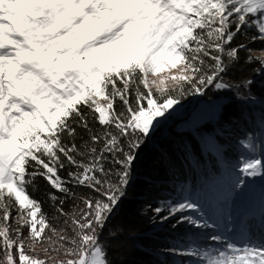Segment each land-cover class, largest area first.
I'll list each match as a JSON object with an SVG mask.
<instances>
[{
    "label": "snow or ice",
    "instance_id": "6c2138e0",
    "mask_svg": "<svg viewBox=\"0 0 264 264\" xmlns=\"http://www.w3.org/2000/svg\"><path fill=\"white\" fill-rule=\"evenodd\" d=\"M238 34L264 42V0H0V264H109L100 235L141 147L182 98L228 88L221 74L240 49L260 59L232 46ZM199 143L214 154V137ZM240 143L250 155L237 158L233 191L264 178V151ZM38 179L54 223L29 192ZM68 200L79 201L71 212ZM165 208L162 222L190 226L192 241L185 232L171 249L190 258L179 264H264V236L225 239L187 195L154 212ZM37 246L44 258L29 254Z\"/></svg>",
    "mask_w": 264,
    "mask_h": 264
},
{
    "label": "trees",
    "instance_id": "16d2710c",
    "mask_svg": "<svg viewBox=\"0 0 264 264\" xmlns=\"http://www.w3.org/2000/svg\"><path fill=\"white\" fill-rule=\"evenodd\" d=\"M250 35L251 33L248 34ZM248 36L238 34L232 46L246 44L247 48L253 49L250 55L256 58L253 52L260 50L261 44L249 42ZM238 56V61L232 62L228 70L221 74L223 82L229 87L222 90L209 87L196 103L195 109L202 104V101L204 103L219 101L220 108L214 120L204 119L195 131L193 128H178L182 121L177 122L163 132H157V135L147 140L139 150L133 164L126 196L114 209L100 235V242L107 249L109 264H171V261L165 262L160 256L154 254V250L166 246L163 239L168 232L158 231L154 219L145 212L159 207V202H168L170 192L175 194L187 183L191 185L197 183L200 180V173L207 176L210 173L208 167L211 173L217 177L220 176L215 157L201 151L199 143L201 137L205 135L214 137L221 147L225 160L231 163L234 160L237 161L240 149L230 146L233 144L237 146L235 144H239L240 140L249 138L252 140L258 130L262 131L264 126V77L262 74L264 71H261L259 59L246 63L249 56L246 49H240ZM225 62L228 63L226 57ZM248 81L251 83H247ZM198 96L187 95L180 103H190ZM184 146H188L191 153L187 159L183 151ZM61 175L66 176L63 171ZM36 185L37 190L33 191L30 188L29 192L41 203L42 211L49 217L50 222H53L51 218L54 215V209L50 206L48 199V186L43 179H38ZM149 186L159 187L163 190L162 195L146 193ZM85 194L86 190H76L77 197ZM75 203L79 201H66L63 205L65 212H71ZM27 234V229H24V235L27 236ZM174 237L171 238L174 239ZM29 254H38L40 258H44L41 247L35 249V253L30 251Z\"/></svg>",
    "mask_w": 264,
    "mask_h": 264
},
{
    "label": "rangeland",
    "instance_id": "374dc122",
    "mask_svg": "<svg viewBox=\"0 0 264 264\" xmlns=\"http://www.w3.org/2000/svg\"><path fill=\"white\" fill-rule=\"evenodd\" d=\"M253 43L261 44L259 49H264V42L256 41ZM260 50H255L253 55L259 57V60L261 61L264 60V55H261ZM262 76L264 77V73ZM194 102L195 101L193 100L190 103H180L179 105H176L172 116L159 126L156 131L152 133L151 137L156 136L157 132L161 133L170 125L180 121L182 122L178 125V128H193L194 122H203L204 119L210 118L211 120L215 119L220 108L219 101L213 100L205 103L202 101V104L196 109V104H194ZM262 133L264 134V126L262 131L258 130L256 134L253 135L254 137L251 140L254 145L255 155H259L264 151V135ZM240 141L239 144H235L237 146H234L233 144V146L230 147L239 148V157L241 158L250 155L249 150L244 149ZM212 155L215 157L216 164L219 167V177L211 173V170L209 169L210 167H208V172L210 173L207 174V176L200 173V180L197 183L193 185L187 183L183 189H179L175 194L170 192L168 202H159L158 205L162 206L166 203L176 202L187 195L190 198L197 199L206 213L209 215L214 214L218 217L219 222L224 227L230 229V231L223 233L225 239H234L243 233L252 241L259 242V239L264 236V178H245V184L247 186L244 187L242 191H233L231 185L235 179V175L238 174L233 173V168H238L239 165L237 164V161L234 160V162L227 163L224 154L221 153V147L216 140L214 154ZM251 188H254L255 192L251 193ZM162 191L163 190H160L159 187L149 186L146 193L150 192L159 196L162 195ZM145 213L148 216L151 215L150 218L154 219V224L158 231L168 232L164 235V239L162 238L166 246L154 250V254L160 256L165 262L171 261V264H179L180 260L190 259L174 255L171 251V249L177 247L175 239L185 232L189 233L187 240L189 242L192 241L189 225L183 223L177 224L175 228L172 227L173 224H176L177 219H179V214L168 221L162 222L161 217L168 214L167 208H165L160 215H157L154 210ZM205 231L211 233L213 231L219 232L220 230L214 228ZM171 235L173 237L175 235L174 239L171 238ZM236 242L237 244L242 243L240 239H236ZM207 243L208 245H213L215 242L209 240ZM188 246L196 245L189 243ZM36 249H40V247H37Z\"/></svg>",
    "mask_w": 264,
    "mask_h": 264
},
{
    "label": "water",
    "instance_id": "95a60500",
    "mask_svg": "<svg viewBox=\"0 0 264 264\" xmlns=\"http://www.w3.org/2000/svg\"><path fill=\"white\" fill-rule=\"evenodd\" d=\"M200 98H201V96L199 95L198 97H196L195 99H194V104H196L199 100H200Z\"/></svg>",
    "mask_w": 264,
    "mask_h": 264
},
{
    "label": "bare ground",
    "instance_id": "6f19581e",
    "mask_svg": "<svg viewBox=\"0 0 264 264\" xmlns=\"http://www.w3.org/2000/svg\"><path fill=\"white\" fill-rule=\"evenodd\" d=\"M255 192V189L254 188H251V193Z\"/></svg>",
    "mask_w": 264,
    "mask_h": 264
}]
</instances>
